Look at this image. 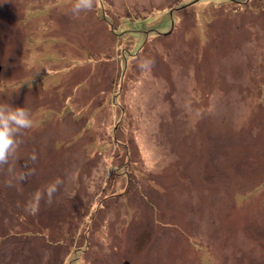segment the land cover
I'll list each match as a JSON object with an SVG mask.
<instances>
[{"label":"rangeland","instance_id":"374dc122","mask_svg":"<svg viewBox=\"0 0 264 264\" xmlns=\"http://www.w3.org/2000/svg\"><path fill=\"white\" fill-rule=\"evenodd\" d=\"M70 7L0 0V264H264V0Z\"/></svg>","mask_w":264,"mask_h":264},{"label":"clouds","instance_id":"9594fccd","mask_svg":"<svg viewBox=\"0 0 264 264\" xmlns=\"http://www.w3.org/2000/svg\"><path fill=\"white\" fill-rule=\"evenodd\" d=\"M96 4V0H71L70 11L74 15L81 12L92 11ZM154 65V60L145 58L139 64L141 70H150ZM33 126L31 111L23 107H12L8 103H0V168H3L10 160L17 159L22 140L18 137L23 135V131ZM37 156L33 153L29 157V161L35 163ZM24 169H29V164L25 163ZM34 170H27L17 173L7 182L8 187H14L16 184L22 185ZM15 182V184L13 183ZM63 180L59 177L50 181L43 188L37 190L33 196V202L29 203L24 210L29 214H37L40 210L42 200L51 204L53 196L58 192ZM75 193H72L74 196Z\"/></svg>","mask_w":264,"mask_h":264},{"label":"crops","instance_id":"0c3cea01","mask_svg":"<svg viewBox=\"0 0 264 264\" xmlns=\"http://www.w3.org/2000/svg\"><path fill=\"white\" fill-rule=\"evenodd\" d=\"M21 242H22V240H21Z\"/></svg>","mask_w":264,"mask_h":264}]
</instances>
